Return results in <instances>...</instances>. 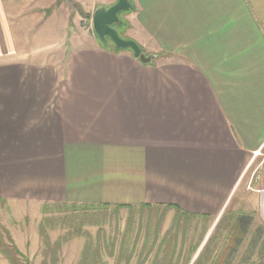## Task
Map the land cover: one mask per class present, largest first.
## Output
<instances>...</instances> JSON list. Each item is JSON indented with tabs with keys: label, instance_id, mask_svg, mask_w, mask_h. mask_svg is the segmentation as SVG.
Wrapping results in <instances>:
<instances>
[{
	"label": "crops",
	"instance_id": "crops-1",
	"mask_svg": "<svg viewBox=\"0 0 264 264\" xmlns=\"http://www.w3.org/2000/svg\"><path fill=\"white\" fill-rule=\"evenodd\" d=\"M130 1L119 34L151 63L65 46L68 0H0V202L264 224V0Z\"/></svg>",
	"mask_w": 264,
	"mask_h": 264
},
{
	"label": "rangeland",
	"instance_id": "rangeland-1",
	"mask_svg": "<svg viewBox=\"0 0 264 264\" xmlns=\"http://www.w3.org/2000/svg\"><path fill=\"white\" fill-rule=\"evenodd\" d=\"M90 2H73L82 19H68L65 46L75 39L114 47L94 34L101 1ZM128 11L118 32L127 33ZM0 254L9 264H264V224L231 210L213 223L161 206L0 202Z\"/></svg>",
	"mask_w": 264,
	"mask_h": 264
},
{
	"label": "water",
	"instance_id": "water-1",
	"mask_svg": "<svg viewBox=\"0 0 264 264\" xmlns=\"http://www.w3.org/2000/svg\"><path fill=\"white\" fill-rule=\"evenodd\" d=\"M73 9V1L68 0ZM131 9L130 0H116L110 6H98L92 14L91 25L96 37L102 42L110 41L117 50L129 49L141 63H151L155 54H145L133 39L120 36L114 25L121 23L120 13Z\"/></svg>",
	"mask_w": 264,
	"mask_h": 264
},
{
	"label": "trees",
	"instance_id": "trees-1",
	"mask_svg": "<svg viewBox=\"0 0 264 264\" xmlns=\"http://www.w3.org/2000/svg\"><path fill=\"white\" fill-rule=\"evenodd\" d=\"M106 206V205H105ZM143 206H147V205H143ZM117 207H123V206H117ZM125 207H128V206H125Z\"/></svg>",
	"mask_w": 264,
	"mask_h": 264
}]
</instances>
